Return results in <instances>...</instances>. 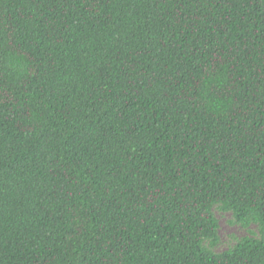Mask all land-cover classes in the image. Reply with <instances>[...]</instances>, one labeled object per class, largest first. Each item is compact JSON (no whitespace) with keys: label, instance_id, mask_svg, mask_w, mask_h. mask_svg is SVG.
<instances>
[{"label":"trees","instance_id":"trees-1","mask_svg":"<svg viewBox=\"0 0 264 264\" xmlns=\"http://www.w3.org/2000/svg\"><path fill=\"white\" fill-rule=\"evenodd\" d=\"M0 264H264V0H0Z\"/></svg>","mask_w":264,"mask_h":264},{"label":"rangeland","instance_id":"rangeland-1","mask_svg":"<svg viewBox=\"0 0 264 264\" xmlns=\"http://www.w3.org/2000/svg\"><path fill=\"white\" fill-rule=\"evenodd\" d=\"M217 215L219 217L220 226H219V234L221 238L220 244L217 246L216 250L222 251L232 245L235 240L239 237H242L249 232L236 225L231 223L232 215L229 212H221L217 211ZM255 228V226H253Z\"/></svg>","mask_w":264,"mask_h":264}]
</instances>
